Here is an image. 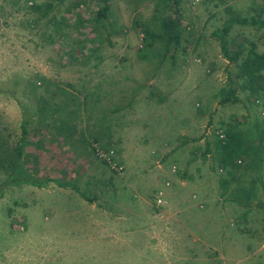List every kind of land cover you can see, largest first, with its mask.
I'll return each mask as SVG.
<instances>
[{
	"label": "rangeland",
	"instance_id": "rangeland-1",
	"mask_svg": "<svg viewBox=\"0 0 264 264\" xmlns=\"http://www.w3.org/2000/svg\"><path fill=\"white\" fill-rule=\"evenodd\" d=\"M16 1L0 0V131L8 145L16 144L24 115L31 117L28 172L38 182L76 188L48 183L6 189L0 198V264H264V209L257 206L264 203V165L256 194L242 206L222 193L215 154L202 157L206 145L215 151L224 124L240 122L250 136L255 123L264 129V105L247 102V91L237 90L239 103L219 104L220 90H228L231 80L237 87L239 80L213 35L232 16L229 9L241 20L261 10L264 21V0H181L180 13L166 10L187 26L174 62L179 69L137 54L136 23L159 26L162 0H108L114 19L108 34L109 27L90 32L95 27L88 21L101 0H81L76 9L68 0L53 13L68 20L63 36L42 24L32 29L23 2ZM77 13L88 20L82 28L75 26ZM88 33L90 40L100 38L101 59L90 56L88 39L81 42ZM234 37L246 51L253 43L264 52V28L234 24L226 40ZM109 74L112 82L101 85ZM39 77L57 91L45 94L48 103L56 95L63 104L71 96L86 102L76 108L71 139L54 138L46 118L36 122L42 117L31 85L43 88ZM129 101L120 110L126 114L113 113ZM97 149L112 151L122 170L103 164ZM159 192L162 206L156 204Z\"/></svg>",
	"mask_w": 264,
	"mask_h": 264
},
{
	"label": "trees",
	"instance_id": "trees-1",
	"mask_svg": "<svg viewBox=\"0 0 264 264\" xmlns=\"http://www.w3.org/2000/svg\"><path fill=\"white\" fill-rule=\"evenodd\" d=\"M68 0H43L40 3L36 0H18L23 2L24 10L26 11V16H29L28 24L32 29H37L41 25V28L45 30L46 28H52L61 34L62 26L68 25V20L64 17L57 20L56 16L53 14L55 10ZM71 3L73 9L80 8L84 5L81 0H73ZM181 0H162V11L160 8L158 11L162 19L159 22V26L155 29L150 26V24L136 23L140 27V32L142 37L141 46L137 48L139 53L138 57L140 60H146L148 55L151 59L160 57L162 62H168L169 64H174L176 59V52L179 45L182 43V32L187 29V26L181 25V18L179 15L177 18H172L169 16L166 10L178 8ZM101 5L98 10L93 13L90 20H86L84 15L79 13L75 14L74 23L78 28H82V23L88 21L95 27L92 31L95 34L98 27L105 28V23H108V16H111L109 11L108 0H101ZM228 10L229 14L232 16L225 22V26L221 30H216L213 35L218 38L221 42V52L224 58L229 64H234L237 72L234 75L235 80H239L237 87L234 80L229 81V89L226 90L222 88L220 90L221 99L219 101L220 105L227 103H239L238 97L236 96L237 90L247 91L248 94L245 100L250 104L264 105V52L258 53L255 50V44L252 43L251 47L246 51L241 41L236 37L231 38L228 42L226 40V35L231 30L234 24L253 26L254 28H264V21L262 18V11L257 13V17H250L240 19L235 13ZM180 13V8L177 9V14ZM167 14V15H166ZM257 18V19H256ZM87 23V22H86ZM158 28V29H157ZM63 31V30H62ZM44 32V31H43ZM62 35V34H61ZM89 35V33L87 34ZM91 35V34H90ZM63 36V35H62ZM88 46L94 44H99L97 38L95 40L88 39ZM86 40L81 42L85 43ZM186 43L190 42V39L185 40ZM197 45V43H195ZM80 47V45H79ZM83 47L80 49L83 51ZM92 47V46H91ZM96 47L91 49L92 54ZM186 50V45L183 46V52ZM245 54V55H244ZM39 83L44 85L43 88L37 90L36 83L32 86V93L35 96V101L38 102V112L42 118L36 120L40 122L43 118H46L48 123H46V130L52 129L56 139H71L73 132H71L70 124L72 122L76 123V108L80 106H86V102L78 103L77 97L71 96L67 100L66 104L62 101L59 102L56 96H53L54 101L48 103L45 101V94H57V91H52L48 86H46L45 78H38ZM74 111H69V110ZM34 120L31 117H27L26 114L23 117V121L20 125L21 136L16 144L8 145L3 139V133L0 131V198L3 197L5 190L8 188H16L23 185H30L37 188H43L48 183H53L60 188H76L74 184L68 182H58L56 180L45 179L42 182H38L36 177L31 175L25 165V149L28 146V136H29V124H32ZM240 122L227 123L222 125V133L225 135L224 140H220L215 136L213 145L215 151L212 152L209 149V145H206V150L203 152L202 157L205 155L212 154L213 163L217 166V169L221 171L219 175L218 184L222 193L227 195V199H231L234 204L247 206L250 204L251 198L256 194L257 187H254L261 179L262 174V164L264 165V129L259 128L258 123H255L253 127V135L247 131L239 129L238 125ZM264 126V125H263ZM52 134L50 138H52ZM9 139V135H6ZM51 139V141L56 140ZM201 138L194 139L193 142H199ZM4 140V141H3ZM86 142V139H83ZM96 142V139H93ZM109 152V151H106ZM93 155H95V150H92ZM104 164V161H101ZM257 206L264 209V203L260 200L257 202Z\"/></svg>",
	"mask_w": 264,
	"mask_h": 264
},
{
	"label": "crops",
	"instance_id": "crops-1",
	"mask_svg": "<svg viewBox=\"0 0 264 264\" xmlns=\"http://www.w3.org/2000/svg\"><path fill=\"white\" fill-rule=\"evenodd\" d=\"M85 16V15H84ZM108 23H105V28H111V29H109V30H107V34L108 33H111L112 32V29H113V26H114V19L111 17L110 18V16H108V21H107ZM105 28H99L98 29V31H102L103 29H105ZM100 34V33H99ZM101 35V34H100ZM87 37H89L88 35H86L85 36V38L86 39H88ZM91 39V38H90ZM95 39H96V36H95ZM99 41H100V38H99ZM101 42H99V44H94V46L93 47H96L95 49H93L94 50V55H95V59H101V57H100V55H98V51L100 50V46L99 45H101L100 44ZM103 51V49H101V51L100 52H102ZM101 61V60H100ZM175 64V63H174ZM177 64V69H179V67H180V65L181 64H179V63H176ZM176 64H175V67H176ZM170 67H171V65H169ZM111 74H113L114 75V73H113V71L111 72ZM111 77H110V74L109 75H103L99 80H100V82H101V85H104V84H106V83H108V82H112L111 80ZM90 83V81L88 82V84ZM93 86V85H92ZM95 87L93 88L95 91L98 89V83H96L95 85H94ZM139 88H140V86H139ZM96 95H97V98H100L101 97V91H100V89H99V93H96ZM131 100V99H130ZM129 105H131V101H129V104L128 105H126V107H113L112 108V110L115 108V109H117V111H113V113L114 114H116V113H119L120 112V110H124V109H127L128 107H129ZM120 113H123V112H120ZM123 114H126V113H123Z\"/></svg>",
	"mask_w": 264,
	"mask_h": 264
},
{
	"label": "built area",
	"instance_id": "built-area-1",
	"mask_svg": "<svg viewBox=\"0 0 264 264\" xmlns=\"http://www.w3.org/2000/svg\"><path fill=\"white\" fill-rule=\"evenodd\" d=\"M142 35H140V42L142 41ZM198 62L200 63V60H195V62ZM216 136L220 139V140H224L225 138V135L222 133L221 130L217 131L216 132ZM96 155L102 160L104 161L107 165H109V167L112 169V170H115V171H121L122 168L121 167H118V165H116L113 161V152L112 151H109V152H104L102 150H99L97 149L96 150ZM174 169H173V173H174ZM166 186H169L168 183L166 184ZM162 196H163V193L162 192H159L158 193V196H157V199H156V204L157 206H162L165 204L164 200H162Z\"/></svg>",
	"mask_w": 264,
	"mask_h": 264
}]
</instances>
